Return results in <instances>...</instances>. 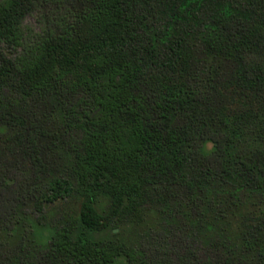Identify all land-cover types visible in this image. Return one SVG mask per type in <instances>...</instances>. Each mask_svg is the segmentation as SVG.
Segmentation results:
<instances>
[{
    "label": "trees",
    "instance_id": "trees-1",
    "mask_svg": "<svg viewBox=\"0 0 264 264\" xmlns=\"http://www.w3.org/2000/svg\"><path fill=\"white\" fill-rule=\"evenodd\" d=\"M263 235L264 0H0V264H264Z\"/></svg>",
    "mask_w": 264,
    "mask_h": 264
},
{
    "label": "rangeland",
    "instance_id": "rangeland-1",
    "mask_svg": "<svg viewBox=\"0 0 264 264\" xmlns=\"http://www.w3.org/2000/svg\"><path fill=\"white\" fill-rule=\"evenodd\" d=\"M107 206V203H104V207ZM80 208H81V202L76 197H70L65 200L57 201L54 204H48L47 208L45 209V212H47L48 216V224L50 222H57L61 218L68 217V216H74L78 217L80 215ZM27 213L32 214L34 218H42L41 213L37 212V209H29ZM43 223V220H41ZM161 223V219L158 215V213L155 210H152L150 214L146 217V219L139 224H125L121 227V233L122 238H124L125 241L132 245L140 244L144 245V242H146V237L149 232H152L154 229L158 228ZM234 225H230L227 230L230 232L229 234H233L234 232ZM37 236L40 239L42 237V232L38 230ZM181 232L178 231L177 234H180ZM106 235H109V232L107 231L105 233ZM158 237L163 238L165 236V233L163 231L157 233ZM263 242H264V235H263Z\"/></svg>",
    "mask_w": 264,
    "mask_h": 264
}]
</instances>
